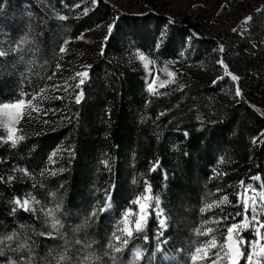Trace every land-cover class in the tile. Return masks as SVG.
I'll return each mask as SVG.
<instances>
[{
    "label": "trees",
    "instance_id": "obj_1",
    "mask_svg": "<svg viewBox=\"0 0 264 264\" xmlns=\"http://www.w3.org/2000/svg\"><path fill=\"white\" fill-rule=\"evenodd\" d=\"M114 11L100 1L91 14L76 21L75 35L106 21ZM4 18L0 12V21ZM139 20H148L157 30L166 27L159 45H148L144 23ZM20 22L27 26L23 46L37 47L34 69L38 70L34 71L40 77H32L37 86L54 69L63 27L56 20L30 14L23 15L13 26ZM125 24L116 27L103 54L91 63L80 102L72 100L65 105L63 98H54V108L46 117H37L35 126L24 127L27 134L23 142L17 146L0 145V251L8 250L7 237L12 234L19 243L33 246L37 260L53 264L55 255L50 250L59 240L49 237L44 214L10 207L14 198L28 192L73 223L65 227V234L74 251V241L85 242L88 247L92 240L96 241L95 255L103 264H109L106 247L112 226L122 210L136 209L133 202L144 195L146 186L150 187L152 198L161 200L168 226L163 230L151 209L146 228L129 239L125 251L128 264L130 250L143 244L147 253L136 264H148L152 256L159 258L173 247L194 252L210 239L204 231L206 225L214 228L212 234L219 247H224L229 228L244 216L239 202L242 186L258 177L264 188V138L257 141L264 133L263 110L246 99L225 103L217 97L216 88L187 80H181L183 87L150 94L144 89L140 66L120 61L125 26L136 27L139 47L161 64V60L179 57L185 36L191 31L199 37L193 38L194 46L203 45L205 38L195 25L167 21L152 13L131 18ZM7 27L11 33L13 28ZM249 30L255 39L264 41V7L252 15ZM168 38L171 43H167ZM24 58L22 61L28 62L27 56ZM19 69L16 67L17 72L0 80V101H9L17 93L21 84ZM56 147L59 152L50 157ZM16 166L27 172V177L8 183L5 172ZM109 197L114 207L110 219L108 213L100 211ZM218 202L222 205L209 207ZM93 208L97 211L91 216ZM74 213L84 218L85 226L70 219ZM242 238L243 257L239 264H250L249 246L256 238L249 232ZM12 243L18 245L16 241ZM159 245L162 252L157 250ZM217 252L218 249L213 254Z\"/></svg>",
    "mask_w": 264,
    "mask_h": 264
},
{
    "label": "rangeland",
    "instance_id": "obj_2",
    "mask_svg": "<svg viewBox=\"0 0 264 264\" xmlns=\"http://www.w3.org/2000/svg\"><path fill=\"white\" fill-rule=\"evenodd\" d=\"M100 1L114 8L115 11L111 17L75 35L78 24L76 21L91 14ZM0 5H3L0 6V12L5 15L4 20L0 21V80L9 76L11 72L15 73L18 67L20 68L18 80L21 83L11 100L0 101V105H10L7 108L0 107V130L2 131L0 145L10 143L17 146L23 142L26 136L24 134H27L24 127L31 124L35 126L38 122L37 117H46L54 108L52 105L54 98H63L65 105L72 100L80 102L83 98L82 86L89 79L91 63L103 54L106 42L110 35L114 34L116 27L123 26L125 21H130L131 18L139 19L150 13L163 17L167 21L175 20L195 25L197 32L202 34L205 41L201 47L194 46L193 38L199 39V37L191 31L185 36V46L180 50L179 57L161 60L162 63L158 64L139 47V33L136 27L125 26L124 32L121 33L123 51L120 61L125 64L136 63L140 66L144 73V89L148 93L161 94L170 87L181 86V80H187L198 86L216 88L217 97L225 103L234 104L240 99H246L256 108L264 111V41L255 39L249 30L252 15L262 10L264 0H96L95 3L93 0H0ZM25 14L56 20L63 27L62 35H64L61 37V45L53 64L54 69L37 86L32 80L34 77H40L38 72H35L38 69H34L37 68L35 66V59L38 57L35 50L37 47L26 49L23 46L22 37L27 31V26L21 23L22 21L13 26L14 22L20 20ZM109 23L115 25L111 31L107 27ZM138 23H144L148 45L153 42L159 45L162 37L167 33L166 27H162L157 33L156 26L148 20H139ZM7 26L13 28L11 33L8 32ZM61 47L64 48L63 52L60 51ZM24 56H27L29 63L22 61ZM33 72L36 74L34 75ZM85 72L87 75L81 76V73ZM232 76H236L237 79L232 80L235 79ZM164 81L167 83H163ZM148 84L153 85L152 91L148 90ZM19 100H24L25 103L19 108L11 107ZM9 129H12V132ZM18 137L22 139H17ZM263 138L264 133L258 137L257 141ZM59 150L56 147L50 157ZM25 176L27 177V172L18 166L5 172L8 183L15 179L22 180ZM144 195L139 197L142 199ZM149 195L150 199L146 201L149 205L145 213L146 220L141 223L139 229L136 227L139 215L136 203L133 202L136 209L130 208L133 214L127 217V227L131 231V236L123 231L124 210L120 212V219L112 226L107 240L109 264H127L125 251L129 239L134 234L144 231L151 209H154L157 215L156 200L152 198L151 191ZM239 202L243 206L244 216L241 222L229 228L224 247H219L215 239L216 235L212 234L214 228L206 225L208 228L204 231L210 239L199 245L194 252L181 247L163 251L162 245H159L157 250L163 251L162 255L159 258L152 256L148 264H234V261L239 264L243 257L242 234L245 232L254 234L256 238L249 246V255L253 254V261L247 262L256 264L258 261L259 264H264V252L261 251L264 248V188L258 177L242 186ZM107 203L109 207L104 212L110 215V219L113 216L114 207L111 199H108ZM48 204L42 205L32 193L28 192L22 197L14 198L10 202V207L14 211L23 210L32 214H38V211H41L44 214L50 229L49 237L59 240L50 250L55 255L52 258L53 264H103L95 255L98 247L95 245L96 241L92 240L94 245L90 242L89 247L85 242L74 241L77 246L76 251L70 247L72 242L67 240L65 227H71L73 223L68 221L66 216L62 219L59 213H56ZM220 205L222 203L218 202L210 204L209 207ZM159 208L168 226V219L160 199ZM93 210L91 216H94L97 211ZM72 215L70 219L78 221L82 227L85 226L86 221L83 217H76L75 213ZM53 223L56 224L55 228ZM212 223L215 222L212 221ZM167 226L160 225L163 230ZM7 238L10 244L7 245L8 250L0 251V264H43L42 261L37 260L36 252L32 253L33 246L19 243V239L12 234ZM125 240L127 243L121 248ZM15 241L18 245H11ZM217 249L218 252L213 254V251ZM135 250H140L139 258L135 257ZM239 251L241 256L238 254ZM146 253V247L143 244H136L130 250L128 264L140 262ZM227 253H229L228 259Z\"/></svg>",
    "mask_w": 264,
    "mask_h": 264
},
{
    "label": "snow or ice",
    "instance_id": "obj_3",
    "mask_svg": "<svg viewBox=\"0 0 264 264\" xmlns=\"http://www.w3.org/2000/svg\"><path fill=\"white\" fill-rule=\"evenodd\" d=\"M95 2H96V0H93V3H95ZM0 6H3V5H0ZM61 19H64V17H61ZM107 27H108L109 31H111V30L115 27V25H113L112 23H109V24L107 25ZM157 31L159 32L160 30L158 29ZM167 43H171V39H170V38H168ZM60 51L63 52V51H64V48L61 47ZM86 75H87L86 72H85V73H81V76H86ZM232 77H235V79H232V80H234V81L237 79L236 76H232ZM163 83H167V81H164ZM181 87H183V86H181ZM147 88H148L149 91H152V90H153V85H152V84H148V85H147ZM237 95H239V90H237ZM24 103H25L24 100H19L18 102H16V103H14L13 105H11V107L19 108V107H20L21 105H23ZM9 106H10V105H8V104L0 105V107H4V108H7V107H9ZM9 130L12 132V129H9ZM185 135H187V133H185ZM17 139H22V137H18ZM69 152L71 153V150H69ZM153 170H155V166H154ZM9 179H11V177H10ZM144 192H145V195H144V197H143L142 199H141L140 197H138V198H136V200L134 201V202L136 203V205H137V211H138V213H139L138 218H137V220H136V227H137V229H139L141 223H142L144 220H146V215H145V213L147 212V209H148V207H149V205L146 203V201H148V200L150 199V195H149V193H150V187L146 186L145 189H144ZM108 199L110 200V197H109ZM142 200H143L144 202H142ZM156 205H157V217H158L159 223H160V225H161L162 227H166L167 225H166L165 219L161 216V212H162V210L159 208V198H158V197L156 198ZM108 207H109V205H108V203L106 202V203L104 204V207L101 208L100 211H101V212H104L106 209H108ZM204 210H205L204 208H201V211H202V212H203ZM93 211L95 212V209H94ZM131 214H133V212H132V209H130V208L124 210V212H123V214H122V218H123L124 221H125V227L123 228V231H124L125 233H127L128 236H131V231H130L129 228L127 227V217H128L129 215H131ZM53 227H54V228L56 227V224H55V223H53ZM237 228H238V227H237ZM237 228H235V229H237ZM235 229H234V230H235ZM234 230H233V231H234ZM42 235H43V233H42ZM117 239H119V237H117ZM126 243H127V240H125V241L121 244V248H122V247L124 246V244H126ZM115 251H120V249H115ZM261 251L264 252V248H262ZM238 254H239V256H241V252H240V251H239ZM140 255H141L140 250H135V257H136V258H139ZM228 256H229V253H227V259H228ZM248 260H249V261H253V254L248 255ZM234 264H237V261H234ZM256 264H259V262L257 261Z\"/></svg>",
    "mask_w": 264,
    "mask_h": 264
}]
</instances>
